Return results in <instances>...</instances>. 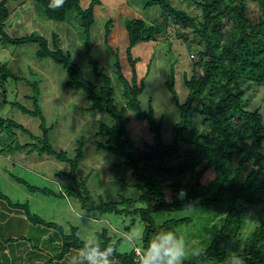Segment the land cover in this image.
<instances>
[{
  "label": "trees",
  "instance_id": "16d2710c",
  "mask_svg": "<svg viewBox=\"0 0 264 264\" xmlns=\"http://www.w3.org/2000/svg\"><path fill=\"white\" fill-rule=\"evenodd\" d=\"M9 1L0 0V39L12 44L38 42V56L49 57L62 65L69 75L68 85L85 91L92 103L89 109L110 117V121H100L96 131L97 147L123 158L140 194L136 199L121 198L111 202L95 196L87 186V178L78 177V168L84 157V140H79L76 153L71 156L65 150L56 149L48 136L18 148H28L31 152L37 151L39 155L68 163L69 172L62 173H68L70 186L59 192L47 188H39L40 191L50 196L78 197L80 209L85 214L134 215L140 216L145 223L141 244L135 243L134 249L122 252L119 250L121 240L110 236L106 229L100 233V240L92 244L81 239L78 227L72 226L66 232L60 224L33 216L27 204H14L9 200L10 205L24 209L32 223L43 225V235L52 228L61 239L56 254L43 255L41 251L44 250L37 246L38 250L31 251L26 258V264H35L36 258H41L42 264H69L66 256L78 257L89 243L101 252L112 251V256L118 259L117 264H138L137 248L143 253L157 233L177 231L193 219L191 216L170 215V218L159 220L155 216L157 213L196 208L212 212L209 221L211 236L203 248L191 246L183 264H226L231 254L229 249L244 228L246 204L261 206L256 209L261 221L245 241L242 252H237L244 256L246 264H264V0H253L262 7L257 21L248 16V0H188L196 6V14L178 7L173 0H148L146 6L159 5L161 15L149 22L130 18L125 25L129 38L126 55L131 65L130 78L124 72L119 51L109 43L113 20L107 21L105 42L116 56L115 78L126 101L121 106L116 98L113 77L105 74L100 63L91 57L90 33L95 23V6L101 3L100 0H91L85 8L82 0H63L59 7L50 6L53 0L34 1L42 7L48 19L66 21L69 12L76 13L87 37L88 63L93 73L102 79L101 85L85 76L71 54L60 47L58 36H54L52 46L47 38L35 34L10 36L7 22L13 9L9 8ZM170 23L179 29V37L186 39L188 32L199 37L200 41L191 47L192 74L184 77L188 96L183 102L176 99L180 117L170 140L166 141L162 130L163 117H156L152 103L146 110L141 106L145 78L138 76L140 59L133 56V49L141 42H158L167 35ZM197 68L201 69L200 73ZM6 72L7 79L10 74L8 70ZM169 89L177 98L173 83ZM260 91L263 95L256 103ZM37 98V95L32 96L35 109L30 112L42 116L43 128L48 133ZM129 111L149 125L152 139L144 140L143 146H137L129 133ZM2 126L1 123L0 129ZM10 126L24 129L20 125ZM210 169L216 176L204 184L202 178ZM37 189L30 187L32 191ZM180 189L186 193L183 200L177 199ZM168 192L171 200L167 199ZM51 242L49 239L46 246Z\"/></svg>",
  "mask_w": 264,
  "mask_h": 264
},
{
  "label": "rangeland",
  "instance_id": "374dc122",
  "mask_svg": "<svg viewBox=\"0 0 264 264\" xmlns=\"http://www.w3.org/2000/svg\"><path fill=\"white\" fill-rule=\"evenodd\" d=\"M147 1L101 0L100 5L95 7V23L90 33L91 57L100 63L105 74L113 77L120 106L126 101L122 96V87L115 78L116 56L105 42V26L107 21L113 20L109 43L119 51L124 72L130 78L131 65L126 55L129 42L126 21L140 14L150 20L160 16L162 12L159 5L147 7ZM173 3L196 14V6L188 0H173ZM248 4L249 18L257 21L262 14V7L253 0H248ZM8 6L13 9L7 22L10 36L35 34L47 38L51 46L54 36H58L60 47L71 54L72 59L84 70L85 76L99 85L103 83L88 63L87 37L74 11L68 13L66 21H55L48 19L42 7L34 0H10ZM167 29V35L158 42H141L136 45L133 56L140 59V77L145 78V89L140 96L141 106L146 110L152 103L156 109V117L164 119L162 130L166 141H169L180 117L176 99L183 102L188 96L184 77L186 74H192L191 47L197 46L200 38L186 31V39L179 37V29L173 23H170ZM39 50L38 42L12 44L0 39V128L1 123L4 124L0 129V163L3 169L0 168L6 171L2 173L0 169V211H5L2 208V205L5 206L4 201L6 204H9V200L14 204H27L33 216L60 224L66 232H69L72 226L78 227V235L85 241L97 243L101 238L100 233L106 229L110 236L121 240L120 251H131L127 245L128 240L132 238L134 244H141L143 237L145 223L140 216L100 212L85 214L80 209L78 197L54 194L50 196L43 193L39 188L59 192L61 188L70 186L68 173H62L69 172V164L45 154L39 155L37 151L31 152L28 148L19 151L20 145L23 146L27 142L36 143L48 136L56 149L65 150L72 156L76 153L79 140H84V157L78 168V177L87 178V186L95 196L111 202L121 198L136 199L140 194L131 169L124 164L123 158L97 147L96 131L100 121H110V117L90 110L92 103L87 99L85 91L69 86L66 69L49 57H39ZM7 70L10 76L6 79ZM197 72L200 73L201 69L197 68ZM171 83L174 84L177 98L169 89ZM35 95L38 96L37 103L42 111L41 115L45 117L48 133H45L43 128L42 116L30 112L35 109L32 99ZM262 95L263 91H260L255 98L256 103ZM128 115L131 118L129 133L137 146H143L144 140L152 139L149 125L146 121L139 120L133 111H129ZM11 124L20 125L25 130L12 128ZM215 176L216 173L210 169L204 174L202 182L208 184ZM7 177L10 179H6ZM31 186L38 188L37 191L30 190ZM167 199H172L170 192ZM260 207L246 204L244 228L237 242L229 249L231 254L238 253L239 250L242 252L244 249L245 241L261 221L256 210ZM14 215L15 212L11 213V209L6 210V217L10 220L12 228L15 223L19 225H15L16 231L21 232L25 226L31 227V221L23 219L28 216L27 213ZM170 215L193 218L189 224L181 225L176 231L185 241L186 258L191 246L195 245L198 249L206 246L211 236L209 221L212 212L209 209L173 210L171 213L161 212L155 216L160 220L170 218ZM37 232L33 226L28 230L32 236ZM56 233V229L51 228L49 236L54 237L56 244L60 245L61 239ZM1 242L13 243V240L0 238L2 246ZM13 246L11 248L15 247ZM3 249L0 247V251ZM140 249L138 248V251ZM76 258L77 256L70 254L67 260L69 264H74ZM108 259L109 264H117L118 259L112 255Z\"/></svg>",
  "mask_w": 264,
  "mask_h": 264
},
{
  "label": "clouds",
  "instance_id": "9594fccd",
  "mask_svg": "<svg viewBox=\"0 0 264 264\" xmlns=\"http://www.w3.org/2000/svg\"><path fill=\"white\" fill-rule=\"evenodd\" d=\"M63 0H53L50 6L59 7ZM186 193L180 189L177 199L183 200ZM129 248L134 249V239L127 242ZM112 251L101 250L89 243L79 253L74 264H109ZM186 245L184 239L176 231H162L157 233L148 248L139 256L138 264H183L186 258ZM229 264H246L242 254L234 253L228 257Z\"/></svg>",
  "mask_w": 264,
  "mask_h": 264
},
{
  "label": "crops",
  "instance_id": "0c3cea01",
  "mask_svg": "<svg viewBox=\"0 0 264 264\" xmlns=\"http://www.w3.org/2000/svg\"><path fill=\"white\" fill-rule=\"evenodd\" d=\"M90 2H91V0H82L81 3H82V6L85 8V7H87V5H89ZM150 7H152V6H150ZM145 8H147V7H145ZM135 14H137V13H135ZM95 15H96V13H95ZM145 17L146 16L140 14L137 17H133V18H141L144 20L148 19V18L145 19ZM158 17H159V15L157 17L150 18V20H147V21L154 20ZM122 38H123V35H122ZM137 69H138V76L140 77L141 68L139 70L138 64H137ZM0 167L3 169V166L1 163H0ZM2 169H1V172L6 173V171H3ZM6 179L9 180L10 177H7ZM4 205L6 207L2 205V208L5 211H2V212L0 211V238L1 239L11 238V240H13V243L1 242L3 245L2 246L0 245V247H2L4 249L2 251H0V255H2L1 260H0V264H26V256H28L31 253V251L38 250V248H40L41 250H44V251H41L43 253V255L49 254V255L53 256L54 254H56L57 247H59L60 245L56 244L54 237L49 236L50 231L48 233H46L45 235H43L41 233L42 229H43L42 226L34 224L32 222H30L31 227L26 228V226H25V228L21 232L16 231L15 225H17V224L15 223V225L12 228V226L9 224L10 220H8V217H6V210L11 209V213L14 211L15 215L17 213L20 215V213L25 212V210L22 208L14 207V206L10 205V203L6 204L5 201H4ZM13 208L16 210H13ZM7 215H8V213H7ZM23 219H25V221H29L26 216H24ZM17 226H19V225H17ZM32 226L38 231L34 236H32L31 234L28 233V230L31 229ZM49 239H52V242L50 244H47V246H46V242L49 241ZM10 245L11 246L14 245L15 247L13 246L14 248H11ZM37 246H38V248H37ZM23 253H24L25 257L23 255ZM6 255L9 258L8 261L6 260ZM66 257H67L66 259H68L70 257V254H68ZM35 261H36L35 264H42L41 258L40 259L36 258Z\"/></svg>",
  "mask_w": 264,
  "mask_h": 264
},
{
  "label": "built area",
  "instance_id": "2783aa9c",
  "mask_svg": "<svg viewBox=\"0 0 264 264\" xmlns=\"http://www.w3.org/2000/svg\"><path fill=\"white\" fill-rule=\"evenodd\" d=\"M137 253H138L139 256L142 254L141 250L138 251V248H137Z\"/></svg>",
  "mask_w": 264,
  "mask_h": 264
}]
</instances>
